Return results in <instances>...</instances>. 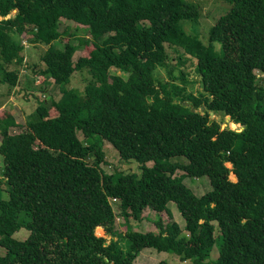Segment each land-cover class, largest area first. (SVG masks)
<instances>
[{"label":"trees","instance_id":"16d2710c","mask_svg":"<svg viewBox=\"0 0 264 264\" xmlns=\"http://www.w3.org/2000/svg\"><path fill=\"white\" fill-rule=\"evenodd\" d=\"M225 2L202 42L181 25L200 15L189 0H0V82L13 88L19 68L33 67L24 59L27 40L46 46L38 70L45 79L65 85L75 70L89 74L82 94L61 86L56 99L47 91L19 133L9 132L12 115L0 118L8 193L0 199V264H134L144 247L194 264H264V82L254 71L264 72V0ZM62 18L88 37L55 46ZM165 44L182 50L176 63ZM191 74L196 92L188 89ZM209 112L243 129H220ZM102 140L140 163L139 175L104 173ZM185 177H205L210 191L195 195ZM112 199L125 221L155 211L156 230L126 227L124 249ZM170 201L183 226L172 221ZM215 225L220 243L209 260ZM98 226L111 234L107 243ZM20 228L27 234L14 237Z\"/></svg>","mask_w":264,"mask_h":264},{"label":"rangeland","instance_id":"374dc122","mask_svg":"<svg viewBox=\"0 0 264 264\" xmlns=\"http://www.w3.org/2000/svg\"><path fill=\"white\" fill-rule=\"evenodd\" d=\"M197 3L200 11V15L196 19V22L183 21L181 25H183L184 29L193 34H197L199 39L202 42L206 41V31L208 27L214 23L217 15L222 13L226 8L229 7V4L225 2V0H189ZM14 11H11L13 14ZM1 18V17H0ZM61 29L63 32V39L55 41L54 44L57 47H63V41L66 42L67 38L74 41V43H78L80 39H85L88 37L87 30L82 27L81 24H77L72 22L71 20H67L65 18L61 19ZM66 29V30H65ZM69 32L72 35H69ZM167 53L169 55L170 61L172 63H176L178 61L177 56L182 51L180 48L169 46L165 44ZM91 45L87 44L86 46L81 47L79 50L77 49L73 56L72 61L75 62L76 59L84 55L88 49H90ZM46 50V46L39 43H29L27 40L25 50H23V54H25V58L29 63H31L33 67H21L18 72L17 85L13 88H8L3 82H0V118L6 116L7 114L12 115L14 118V125L9 126L10 133H19L23 129V124L26 118L28 119H36V114L34 113V109L39 101L47 94V91L50 92L51 97L53 95L56 99L61 97V86L62 88H72L77 94H82L83 87L86 84L89 74L85 70H75L71 77L70 81L65 85L55 84L50 79H45V76L38 72L40 68H42L43 62L41 61V55L43 51ZM193 60V58H192ZM186 61L187 70H190L193 67V61ZM14 65H9L7 68H13ZM112 72L116 71L123 75L125 73L121 72L117 69H111ZM254 71L258 74L259 82L263 84L264 82V72L260 69H254ZM158 75L167 77L166 71L163 68L158 69ZM190 80L194 82V85H189L188 89L192 88L193 91L196 92L198 89L197 84V75L191 74L189 75ZM47 88V89H46ZM45 89V90H44ZM215 116L217 118L215 119ZM210 118H213L219 124H226L229 127V123L231 122L229 119H226L225 116L220 115H209ZM242 126L240 124H236L235 128L240 129ZM78 138L84 143L85 140L80 131H77ZM92 139H96V136ZM102 150L105 154V162L102 163L101 169L106 174H114L121 175L127 173H135L139 175V165L140 163L135 160H123L119 157L117 150L106 140H102L100 142ZM171 161L184 162L186 159L183 156H175L170 159ZM153 162L148 161L145 163L146 166H152ZM227 168H230V164L225 163ZM3 167L2 158L0 156V199L5 200L8 198L7 193V185L5 183V179L3 178V174L1 169ZM182 174L181 170H177L175 172V177H179ZM228 180L231 182H235V174L231 171L228 172ZM185 186H187L193 193L197 196H200L204 192L210 191V186L208 184V180L205 177H200L197 179L185 177L183 180ZM112 207L116 212L115 219V229L118 231L119 238L121 239V245L124 249L128 247V241L126 238L121 236L120 233L126 230V227H131L138 231H147V230H156L154 225L156 219V212L152 209H145L143 212V217L139 220L127 219L125 221L122 214L119 213V209L117 207V201L112 199L111 201ZM167 208L170 210L172 215V221L179 223L180 225H184V219L178 211L174 202L170 201L167 203ZM164 220H167V216H163ZM215 224V222H213ZM95 232L99 235L105 236L108 239L111 237L110 233H106L104 228H96ZM219 231L215 225L213 235L214 241L212 245L209 247V253L207 259L213 260L216 257L218 252V245L220 243V236L217 234ZM27 234V231L24 228H20L16 231L13 236L16 238H23ZM4 252V248L0 246V253ZM164 259L172 264H194L190 259L182 260L179 255L166 251V250H157L154 247H144L138 251L137 256L134 258V264H157L159 260Z\"/></svg>","mask_w":264,"mask_h":264},{"label":"water","instance_id":"95a60500","mask_svg":"<svg viewBox=\"0 0 264 264\" xmlns=\"http://www.w3.org/2000/svg\"><path fill=\"white\" fill-rule=\"evenodd\" d=\"M195 109L194 108H191V111H194ZM202 110V107H199L198 108V112H201ZM209 115H213L212 112H209ZM217 118V116H215V119ZM225 118L226 119H229V116L228 115H225ZM232 124V125H231ZM237 123H233L232 121L229 123V127L226 126V124H220V129H222L223 127H228L229 129H237L238 131H241L243 129V127L241 129H238V128H235V126L233 125H236ZM237 181V178H236V175H235V182ZM96 228H101V226H98ZM97 235H99L98 233H96ZM104 243H107V241H105Z\"/></svg>","mask_w":264,"mask_h":264},{"label":"built area","instance_id":"2783aa9c","mask_svg":"<svg viewBox=\"0 0 264 264\" xmlns=\"http://www.w3.org/2000/svg\"><path fill=\"white\" fill-rule=\"evenodd\" d=\"M22 43H24V45L26 46V42L24 41V42H22ZM115 200V199H114Z\"/></svg>","mask_w":264,"mask_h":264}]
</instances>
